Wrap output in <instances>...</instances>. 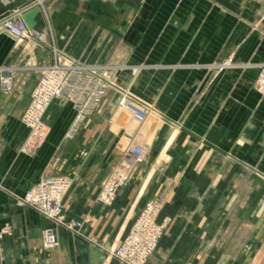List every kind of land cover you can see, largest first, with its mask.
Instances as JSON below:
<instances>
[{
	"label": "crops",
	"instance_id": "obj_1",
	"mask_svg": "<svg viewBox=\"0 0 264 264\" xmlns=\"http://www.w3.org/2000/svg\"><path fill=\"white\" fill-rule=\"evenodd\" d=\"M0 4L6 9L0 17L36 6L32 20L37 31L44 29L45 11L55 45L76 59L95 63L115 50L120 62L143 67L139 76L122 74L121 85H130L143 98L157 94L158 112L182 123L173 138H168V123L150 131L154 144L146 163L118 191L114 203L103 207L97 202L100 185L134 129H127L125 122L119 129L118 118L112 120L105 111L88 118L68 140L74 113L69 104L55 102L47 111L50 131L37 155L18 153L27 136L19 119L39 68L51 63V54L36 40L15 43L0 35V67L18 69L12 91L0 89V229L12 226L11 235L1 242L0 264H91V250L98 249L61 228L55 229L58 248L43 249L42 232L51 224L15 204L16 197L52 168L72 180L63 201L67 218L85 221V234L105 238L109 247L124 238L146 202L160 197L158 220L168 218L170 223L148 264H264V207L259 205L264 194L246 181L243 169L248 165L264 173V97L251 88L257 73L228 71L191 105L203 73L169 69L211 63L232 53L243 62H264V37L246 36L238 24L244 15L224 11L210 0ZM122 114L130 118V113ZM104 264L118 262L106 259Z\"/></svg>",
	"mask_w": 264,
	"mask_h": 264
},
{
	"label": "built area",
	"instance_id": "obj_2",
	"mask_svg": "<svg viewBox=\"0 0 264 264\" xmlns=\"http://www.w3.org/2000/svg\"><path fill=\"white\" fill-rule=\"evenodd\" d=\"M30 9V7L18 9L1 16L0 35L9 36L15 43L31 39L41 41L44 34L37 30L29 31L22 21V15ZM48 50L51 54V63L39 68L38 79L30 94L29 103L19 119L20 124L27 130V136L18 153L29 157L37 155L48 137L50 130L45 117L52 103L66 101L72 105L75 114L65 136L71 140L87 117L101 113V101L106 91L116 90V83H103L107 78L106 72L101 74L97 69H84L76 63L65 62L56 51L49 48ZM256 67L258 77L254 86L255 92L264 96V62H260ZM17 70L11 66L0 67V89L3 92L12 91ZM121 96L118 110L131 111L132 118L141 124L145 118L144 110L136 105L135 100L127 92ZM131 139L125 138L127 149L121 151L117 165L110 170L100 185L97 202L103 207H110L114 203L118 191L128 186L139 166L147 159L149 147L146 144L133 146ZM71 187L72 180L62 175L59 169L52 168L46 171L22 197L15 198L16 206L34 210L55 227L47 228L42 233L41 247L47 251L56 250L59 246L54 231L56 228H61L73 236L82 237L80 232L83 228L82 223L68 220L63 207L64 198ZM162 207V198L148 201L121 243L115 248L104 250L105 258L110 257L118 264H148L170 223L168 218L161 222L158 220ZM11 233L10 224L0 229V252L2 240Z\"/></svg>",
	"mask_w": 264,
	"mask_h": 264
},
{
	"label": "rangeland",
	"instance_id": "obj_3",
	"mask_svg": "<svg viewBox=\"0 0 264 264\" xmlns=\"http://www.w3.org/2000/svg\"><path fill=\"white\" fill-rule=\"evenodd\" d=\"M210 1H212L214 4H216L218 6H222L224 11H228V12L236 14V15H239V14L244 15V21L242 23L239 22L238 24L241 25L242 28L246 29V36L248 34H249V36L255 35L258 39H262L264 37V0H210ZM40 6L43 8L44 7L43 3H41ZM44 19H45V26H44V29L42 31H40L44 34V37L41 41H38L41 45L47 46V48H49L51 51L52 50L56 51L58 54H60L62 56V58L64 59L65 62L76 63L79 67H82L84 69H93L94 68V69H97V71L101 74L106 72L107 78H105V80H106L105 82L102 81L103 83H105V84L116 83V90L109 89L106 91L105 96L103 97V100L101 101V106H100L101 113L90 115L83 122H85L91 116L102 115V113H104L105 111L111 112L112 120L114 119V121H115L116 118H118V122L116 123V126H118L119 129L122 126L123 122H125L124 125L126 126L127 129H129V130L134 129L135 133L131 137L132 138L131 139V145L140 146L141 144H146L149 147L148 156L151 152L152 145L154 144V134L153 133L151 134V132L153 130L156 131L159 127H163L164 125H166L165 123H168L166 125L168 131H170L168 138H170V137L173 138V137L178 136V132L182 128V123L181 122L176 123V122L170 121V120L166 119L161 113L158 112L157 105H156L157 94H152V95L148 96L147 98H143V97H140L139 95H137L133 91L132 87H130V85L129 86L121 85L120 77L122 74L128 73L131 76H136V75L139 76V74L144 69L143 67H141V66H134L133 67V66H129L127 64L120 62L119 56L116 55L115 50H113V53L111 55L102 59V61L95 62V63H88L87 61H82V60L76 59V58L68 55L67 53L59 50L58 47L55 45L54 40L52 38L51 23H50L49 18L47 17V13H45V11H44ZM257 64H259V63L240 61L239 59H236L234 53H232V54L224 57L221 60L214 61L211 63H204V64L193 63V64H187V65H177L176 67H173V66L169 67V69L170 70L185 69V70H190V71H201L203 73L202 80L200 81V84L198 85V87L196 89V93H195L193 100L191 101V105H195L200 100L201 96L204 95V93L208 89L212 88L217 83L218 79H220V77L228 71L245 72L249 69L255 70L257 74H256V77H255L254 82L252 83V87H251L252 91L255 92L254 86H255V82H256L257 77H258V70L256 67ZM125 92H127L135 100L134 102L136 103V105L140 109L144 110L145 118L141 124H139L136 120H134L132 118L131 111H129V110L125 111V112L130 113L129 114L130 118L127 115L126 116L128 118H126L123 116L125 114H122L123 111L118 110L120 98L122 97L121 95ZM260 96L264 97L263 95H260ZM55 102H62V103L69 104L73 113H74L72 105L69 102H66V101H55ZM121 115H122V117L119 118V116H121ZM146 129H148V131H149L148 133L146 132L147 131ZM119 137L122 138L121 135ZM136 139L137 140L142 139V141H140V143L139 142L135 143ZM126 141L127 140H123L121 143L122 146L120 147V149L123 151L125 149H127L126 148L127 147ZM161 160H163V157L160 158V161ZM118 161H119V159H118ZM146 161H147V159H146ZM146 161H145V163H146ZM164 161L165 162L163 163V165H166L168 162V158L167 157L164 158ZM142 165L139 166L135 176L140 172V168ZM243 169H244V174H245L246 178H249L248 180L246 179V181H248L252 186H254L255 190H258V191L262 192V194H264V173H261L256 168L250 167L248 165H244ZM246 187H248V185H246ZM155 198H160V197H155ZM155 198H153V199H155ZM153 199H151V200H153ZM151 200H149V201H151ZM259 205L261 207H264V197L262 198ZM63 207H64V202H63ZM64 210H65V207H64ZM141 210H140V212H141ZM68 220H70V219H68ZM79 222H81L83 227H84V224L86 222L85 221H79ZM50 224L52 227H49V228H55L52 223H50ZM80 232H81L82 237H80V236L78 237L75 235L76 238H79V239H82V240L88 242L89 244L95 246L97 249L101 250L103 253H105L104 250H106V249L109 250V249L116 247L114 245L110 246V247L107 246L108 242L105 238L104 239L103 238L98 239L96 237H92L88 234H85L83 228H82V231H80ZM121 241L119 242V244L121 243ZM260 263L261 262H259L257 264H260Z\"/></svg>",
	"mask_w": 264,
	"mask_h": 264
},
{
	"label": "water",
	"instance_id": "obj_4",
	"mask_svg": "<svg viewBox=\"0 0 264 264\" xmlns=\"http://www.w3.org/2000/svg\"><path fill=\"white\" fill-rule=\"evenodd\" d=\"M6 12V9L0 4V15L4 14ZM38 13V8L35 6L33 8H31L30 10H28L27 12H25L22 15V21L24 22L25 26L27 27V29L29 31L34 30L33 29V17ZM91 264H104V258L102 257L100 251L98 250H91Z\"/></svg>",
	"mask_w": 264,
	"mask_h": 264
},
{
	"label": "bare ground",
	"instance_id": "obj_5",
	"mask_svg": "<svg viewBox=\"0 0 264 264\" xmlns=\"http://www.w3.org/2000/svg\"><path fill=\"white\" fill-rule=\"evenodd\" d=\"M39 3V2H38ZM133 110H134V108H132ZM99 250V249H98ZM53 251H55V250H53ZM52 251V252H53ZM100 251V253H101V255H102V257L104 258V260H106V259H110V257H108V258H105V256H104V253L101 251V250H99ZM51 252V251H50Z\"/></svg>",
	"mask_w": 264,
	"mask_h": 264
}]
</instances>
